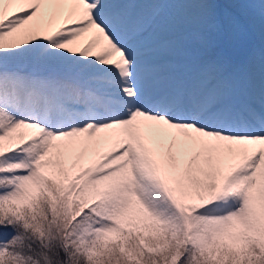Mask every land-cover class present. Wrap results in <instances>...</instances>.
<instances>
[{
	"label": "snow or ice",
	"instance_id": "snow-or-ice-1",
	"mask_svg": "<svg viewBox=\"0 0 264 264\" xmlns=\"http://www.w3.org/2000/svg\"><path fill=\"white\" fill-rule=\"evenodd\" d=\"M264 0H0V264H264Z\"/></svg>",
	"mask_w": 264,
	"mask_h": 264
},
{
	"label": "bare ground",
	"instance_id": "bare-ground-1",
	"mask_svg": "<svg viewBox=\"0 0 264 264\" xmlns=\"http://www.w3.org/2000/svg\"><path fill=\"white\" fill-rule=\"evenodd\" d=\"M233 15L240 21L243 28L250 30L256 36L253 41V45L257 48L260 47L262 41H264V26H262L259 18L257 17L255 21H250L247 13L242 9V7H233L229 9ZM236 52L238 53L237 47L230 50L229 55L236 59L239 56H236Z\"/></svg>",
	"mask_w": 264,
	"mask_h": 264
},
{
	"label": "rangeland",
	"instance_id": "rangeland-1",
	"mask_svg": "<svg viewBox=\"0 0 264 264\" xmlns=\"http://www.w3.org/2000/svg\"><path fill=\"white\" fill-rule=\"evenodd\" d=\"M242 9L247 13V11L244 8H242ZM253 36H254V34H247V30L242 27V36L239 40V43L236 45V47L238 49V56H242L244 54L246 48L248 46L252 45V41L254 40ZM241 43H243V44H241ZM240 45L243 46V50L241 49ZM241 50H242V52H241Z\"/></svg>",
	"mask_w": 264,
	"mask_h": 264
}]
</instances>
